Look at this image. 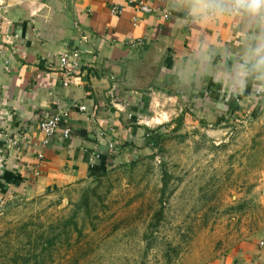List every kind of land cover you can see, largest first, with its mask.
<instances>
[{
	"label": "crops",
	"instance_id": "0c3cea01",
	"mask_svg": "<svg viewBox=\"0 0 264 264\" xmlns=\"http://www.w3.org/2000/svg\"><path fill=\"white\" fill-rule=\"evenodd\" d=\"M238 45L233 19L193 24L178 0H0V195L65 187L130 155L127 146L152 134L140 118H150L146 92L157 85L204 123L236 115L264 127V98L251 87L229 98L213 80L218 50ZM74 49L77 66L61 64ZM56 115L59 131L41 145L38 124ZM211 264H264V226Z\"/></svg>",
	"mask_w": 264,
	"mask_h": 264
},
{
	"label": "rangeland",
	"instance_id": "374dc122",
	"mask_svg": "<svg viewBox=\"0 0 264 264\" xmlns=\"http://www.w3.org/2000/svg\"><path fill=\"white\" fill-rule=\"evenodd\" d=\"M146 95L152 134L130 155L65 187L0 195V264H211L261 235L264 127L204 123L158 85Z\"/></svg>",
	"mask_w": 264,
	"mask_h": 264
},
{
	"label": "clouds",
	"instance_id": "9594fccd",
	"mask_svg": "<svg viewBox=\"0 0 264 264\" xmlns=\"http://www.w3.org/2000/svg\"><path fill=\"white\" fill-rule=\"evenodd\" d=\"M190 22L208 25L222 18H231L238 25L239 45L223 48L218 53L222 66L213 73L231 98L249 87L252 94L264 98V0H178ZM196 56H209V46L201 45ZM203 67V66H202Z\"/></svg>",
	"mask_w": 264,
	"mask_h": 264
},
{
	"label": "built area",
	"instance_id": "2783aa9c",
	"mask_svg": "<svg viewBox=\"0 0 264 264\" xmlns=\"http://www.w3.org/2000/svg\"><path fill=\"white\" fill-rule=\"evenodd\" d=\"M141 10H146V11H150L151 8L150 7H146L145 5H142ZM119 9L118 8H114V11L117 12ZM131 44L133 45H140L143 44V41L141 39H136V40H131L130 41ZM79 57V53L76 49L72 50L70 54L68 53H64L61 57H60V63L61 64H69L72 63V65L74 67L77 66V59ZM59 127H60V117L58 115L56 116H52V117H48L45 119H42L39 124H38V128L40 130V132L43 135L42 140H40V144L41 145H46L49 143L50 139L58 133L59 131ZM71 134V130L70 129H65L63 131V135L65 137H69ZM101 135H104V132H101ZM16 139H14L13 144L18 145L19 143H21L23 140H26L28 138L27 133H17L16 135ZM110 148H114V144L110 143ZM1 164V163H0Z\"/></svg>",
	"mask_w": 264,
	"mask_h": 264
}]
</instances>
